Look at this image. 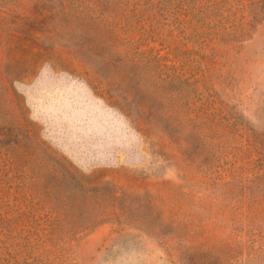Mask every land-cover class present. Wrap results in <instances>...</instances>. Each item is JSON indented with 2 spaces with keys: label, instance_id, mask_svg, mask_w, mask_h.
Returning a JSON list of instances; mask_svg holds the SVG:
<instances>
[{
  "label": "rangeland",
  "instance_id": "374dc122",
  "mask_svg": "<svg viewBox=\"0 0 264 264\" xmlns=\"http://www.w3.org/2000/svg\"><path fill=\"white\" fill-rule=\"evenodd\" d=\"M0 264H264V0H0Z\"/></svg>",
  "mask_w": 264,
  "mask_h": 264
}]
</instances>
